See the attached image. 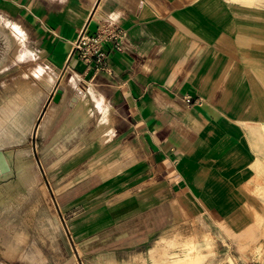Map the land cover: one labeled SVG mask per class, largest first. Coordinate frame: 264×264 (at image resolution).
Returning a JSON list of instances; mask_svg holds the SVG:
<instances>
[{
    "label": "crops",
    "instance_id": "1",
    "mask_svg": "<svg viewBox=\"0 0 264 264\" xmlns=\"http://www.w3.org/2000/svg\"><path fill=\"white\" fill-rule=\"evenodd\" d=\"M25 1L36 10L33 27L42 28L40 41L52 69L53 87L43 86L44 100L58 88L64 90L61 99L66 88L69 100L87 97L92 123L100 125L109 116L113 138L129 154L133 149L151 173L139 189L150 183L152 193L109 226L117 239L114 247L142 244L159 231L146 253H135L134 264H147L143 260L157 241L177 234L185 221L182 201L196 198L192 182L219 189L225 180L218 175L232 179L260 155L256 146L264 136V3ZM10 2L18 9L20 0ZM84 31L104 53L101 62L95 56L87 64L75 49ZM55 103L58 107L50 114L65 107L64 102ZM73 115L76 122L79 113ZM51 118L45 121L52 124ZM172 209L175 221L167 226ZM54 227L58 229V223ZM62 245L68 256L69 247Z\"/></svg>",
    "mask_w": 264,
    "mask_h": 264
},
{
    "label": "rangeland",
    "instance_id": "2",
    "mask_svg": "<svg viewBox=\"0 0 264 264\" xmlns=\"http://www.w3.org/2000/svg\"><path fill=\"white\" fill-rule=\"evenodd\" d=\"M35 11L25 0L18 9L10 0L0 5V24L18 34L9 47L0 35V115L25 94L43 96L27 140L0 147L11 160L7 175L0 177V262L134 264L135 253H146L159 231L142 244L114 247L117 239L109 226L129 209L140 207V197L152 193L150 183L139 189L151 173L133 146L129 154L113 138L109 116L103 118L104 125L92 123L87 97L83 102L79 95L69 100L66 88L65 107L50 114L57 103L48 96L44 100L42 91L44 85L52 89L54 81L40 41L42 28L33 27ZM69 106L74 107L72 112ZM70 112L79 113L76 122L77 114L70 118ZM45 113L52 124L43 121ZM62 128L67 131L62 133ZM263 138L256 146L260 155L254 165L232 179L218 175L225 180L219 189L192 182L196 198L182 201L185 221L180 230L165 237L168 242H162L158 261L146 255L143 262L163 264L182 257L195 264H264ZM161 207L166 212L167 207ZM169 213L167 226L175 221L173 209ZM62 242L72 256L63 254Z\"/></svg>",
    "mask_w": 264,
    "mask_h": 264
},
{
    "label": "bare ground",
    "instance_id": "3",
    "mask_svg": "<svg viewBox=\"0 0 264 264\" xmlns=\"http://www.w3.org/2000/svg\"><path fill=\"white\" fill-rule=\"evenodd\" d=\"M20 28V27H19ZM18 32V31H17ZM15 33H8L5 28L0 24V35L4 36L5 43L7 47L14 40ZM17 34V33H16ZM15 34V35H16ZM18 35V34H17ZM25 37V36H24ZM6 56H3V60ZM60 101L64 102V95ZM81 102H83V97H81ZM59 101V102H60ZM59 104L60 106L62 105ZM85 108V106H83ZM40 100L38 95H23L18 103L6 112L5 116L0 115V147L6 144H22L24 143L28 135L32 132L35 124V119L40 111ZM44 120L47 114L44 115ZM81 122V121H80ZM43 127V122L42 125ZM11 166V160L8 157V154H3V151L0 150V177L6 176ZM248 228V227H247ZM251 229V228H250ZM238 236V235H237ZM168 240L164 237L157 241L156 246L150 250V257L154 262L158 261V254L162 252L163 241ZM175 242V241H174ZM160 262V261H159ZM163 264H195L194 262L186 261V259L179 257L174 258L171 262H165Z\"/></svg>",
    "mask_w": 264,
    "mask_h": 264
},
{
    "label": "built area",
    "instance_id": "4",
    "mask_svg": "<svg viewBox=\"0 0 264 264\" xmlns=\"http://www.w3.org/2000/svg\"><path fill=\"white\" fill-rule=\"evenodd\" d=\"M75 49L81 51V57L87 64L92 63L95 56L97 57V60L101 62L104 56V53L98 50V45L91 43V39L86 35V31H84L81 38L76 43ZM188 101H190V99H188Z\"/></svg>",
    "mask_w": 264,
    "mask_h": 264
},
{
    "label": "water",
    "instance_id": "5",
    "mask_svg": "<svg viewBox=\"0 0 264 264\" xmlns=\"http://www.w3.org/2000/svg\"><path fill=\"white\" fill-rule=\"evenodd\" d=\"M64 90L61 89V88H58L57 91L54 93L53 95V100L56 101V102H59L60 99H61V96L63 94Z\"/></svg>",
    "mask_w": 264,
    "mask_h": 264
}]
</instances>
